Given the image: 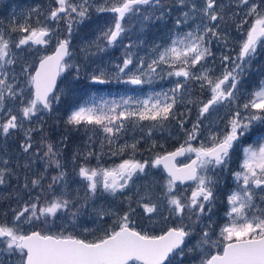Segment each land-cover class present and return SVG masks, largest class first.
<instances>
[{"label":"snow or ice","instance_id":"snow-or-ice-1","mask_svg":"<svg viewBox=\"0 0 264 264\" xmlns=\"http://www.w3.org/2000/svg\"><path fill=\"white\" fill-rule=\"evenodd\" d=\"M92 7L91 0H54L46 14L32 10L38 14L34 24L28 15L0 31V186L9 177L20 179L7 150L13 135L23 133L19 148L27 156L24 169L31 171L36 160L45 163L34 177L25 172L11 217L0 213V264H264V133L243 144L255 126L264 125V81L246 98L241 92L246 70L264 52V0H103L95 6L97 14L111 18L93 43L99 51L117 46L125 51L110 70L91 74V84L114 79L142 87L165 77L175 81L167 91L146 98L92 96L72 107L64 120L67 128L103 134L101 152L93 151L89 136L85 148L77 146L72 153L81 195L70 189L62 147L47 140L40 122L63 102L58 78L73 67L74 78H80L79 67L69 59L72 35L74 26L90 18ZM174 8L180 13L169 30V43L154 44L148 56L133 51L139 44L123 45L133 21L141 27L164 21ZM229 21L236 32L232 40ZM61 22L66 35L59 32ZM213 41L238 48L235 55L220 57L219 74L209 67ZM193 83L201 94L208 93L207 99L191 95ZM180 104L193 105L194 117L191 108L179 111ZM222 109L224 116L219 115ZM137 128L147 137L154 131L167 133L178 143L169 151L152 140L147 149L151 157L136 159L140 140L118 141ZM34 132L40 133L39 142ZM67 141L65 135L59 144L67 147ZM40 148L45 149L42 154ZM129 150L119 163H100L104 154L122 156ZM237 150L239 167L231 172L236 186L226 197V219L217 234L212 219L217 188ZM180 157L186 159L178 166ZM91 158L97 160L95 167L77 164ZM52 166L58 171L45 188ZM152 169L164 174L161 179H148ZM178 184L189 187L178 190ZM105 195L119 200L120 207L92 203Z\"/></svg>","mask_w":264,"mask_h":264},{"label":"rangeland","instance_id":"rangeland-1","mask_svg":"<svg viewBox=\"0 0 264 264\" xmlns=\"http://www.w3.org/2000/svg\"><path fill=\"white\" fill-rule=\"evenodd\" d=\"M93 7L90 9V18L86 19L83 24H79L74 26V32L72 35V44L71 50L73 52V57L69 58L71 63L75 66L79 67L80 70V84L75 87L73 90L74 80L70 75L71 72L76 71V68L73 67L65 71V73L61 77V81L59 83L58 89H62L64 95L62 96V103L56 105L54 111L52 113H44V119L40 122V125L45 130L47 127L50 128V133L54 134V138H47L48 141L57 145V147H62L63 155L60 157L61 163L64 164L65 170L68 173V181L70 185V189L75 192L79 190L81 195L83 194L84 189L80 187V182L78 178L75 177V173L73 171V165L71 163V156L74 149L79 146L81 150L85 148V142L88 140L89 136H92V140L94 143L92 144V149L94 152H101L100 141L103 139V134L96 131L95 134L92 132H84L83 130H71L66 127L64 124V120L68 112L72 110V107L78 103H83L85 100H88L92 96H96L97 98L103 97L104 99H120V97L127 98L128 96H132L134 99L136 98H146L147 95L155 93L167 91L170 87L174 85L175 78L165 77L163 80H156L152 84H145L142 87H134L131 85H126L117 82L116 80H112L111 83L105 85H93L89 82L88 77L93 73H98L100 69L110 70L114 63L119 62V59L122 58V55L125 51L124 46L117 47H109L105 51H99L96 47V44L93 43L96 41L97 36L99 35V30L105 26L106 22H110L111 14L103 13L97 14L95 11V6L102 4L103 0H91ZM196 3H200L201 0H194ZM223 2L227 3V0H223ZM50 6L53 5L54 0H49ZM49 6V5H48ZM49 6V8H50ZM49 8L46 12L49 11ZM19 9L16 7L15 1H10L7 5L0 8V31H4L10 22H23L24 18L34 11L33 9H39L38 7L29 9H24L23 12H19ZM42 12V11H41ZM180 9L174 8L172 10L171 16H166L164 21H157L155 23L145 22L143 27L139 22L133 21L130 26V31L124 34L123 45H128L129 43L139 44V47L134 48L133 51L137 52L139 56H148L151 53V49L154 44H166L169 43V37L171 32L169 31L173 26L174 19L179 15ZM12 18H15L14 21ZM59 32L61 34H65V25L63 22L58 26ZM184 31L188 30V26H184ZM229 35V40H232L236 37V32L234 30V26H232L231 21H229V27L227 28ZM15 35V34H14ZM238 51L234 43H230L226 48L223 41H213L212 51L214 53L213 57L209 58V67L214 69L215 74H219L221 70L220 57L225 54L235 55V51ZM48 51H51V46ZM85 54L87 59L82 58L81 54ZM35 60V57L31 58ZM19 71V69H17ZM261 81H264V52H261L255 59L252 60L251 66L246 70L245 78L242 81L241 92L245 94L244 98H246V94L255 90ZM78 83V82H76ZM21 86H23V78H21ZM191 95L193 97H201L202 99H207L208 93L201 94L199 88L195 83L191 85ZM67 106L66 113L61 114L60 108ZM179 107H188L192 109V115H195V108L193 105H178ZM220 116L225 115V110H221L219 113ZM35 120V118H34ZM27 125V122H25ZM147 124L148 122H144ZM35 127L36 125H31ZM190 126V125H189ZM147 129H145L146 131ZM261 133H264V125H257L253 128L252 132L246 136H254L257 140ZM38 135L39 132L33 133V138L35 142H39ZM67 135V147H63L59 144L61 137ZM167 133L161 134L159 131H154L152 137H147L137 129H129L126 134L122 136V138L118 141V144H123L125 141L128 143H132L134 139H139L140 143L138 145L139 151L136 153V159L144 160L151 157L152 153L147 151L149 145L152 140H155L157 144L164 143L165 145L171 143L170 139L165 136ZM24 137L23 133H17L12 137L7 139V150L9 157L11 159L10 167H12L16 175L20 177L19 181H17L15 176L8 178V183L5 186H0V213L7 212L4 208H2V203L4 201V197L11 191L12 188L19 189L22 188V184L20 183L24 179L25 172H27L28 176L34 177L35 174L44 171L45 163L43 160H36L34 164L31 166V171H28L23 168V164L27 160L26 155L20 154L19 145L22 143ZM2 140V138H0ZM161 140V141H160ZM254 140V141H255ZM34 146L38 147V143ZM244 146H247L245 144ZM107 145H105L104 152L108 151ZM45 149L40 148L41 154ZM159 150V149H157ZM240 150L238 151V153ZM149 153V154H147ZM130 150L126 151L122 156H112L111 154L102 155L100 163L104 166H112L114 163H119L120 160L128 158L130 155ZM2 155V153H0ZM182 162L184 163L185 160ZM17 163H19L20 167H16ZM87 163L89 166L95 167L97 164V160L95 158H91L88 161H84L83 159H78L77 164ZM22 166V167H21ZM3 167V165H0ZM239 167V166H238ZM235 170H238L235 169ZM57 169L52 166L47 170V179L45 182L51 178L52 175L57 173ZM152 175L148 177V179H161V176L164 175L158 172L156 169H152ZM50 174V175H49ZM230 178H232L231 171L224 172L221 177V182L217 188V200L220 198L219 194L222 193L220 188L224 184L230 183ZM14 181V182H12ZM44 182V183H45ZM233 184L235 181L233 179ZM59 190V189H57ZM183 190V189H178ZM131 195V193H129ZM97 207L103 205L107 207L109 204H114L116 207H120V201L114 200L111 196H103L98 200L93 201ZM91 206L88 210L90 211ZM218 208L216 204V211H214L215 215L212 217L213 221L215 217L218 215ZM11 217V214H8ZM81 220L89 227H91V221L87 219V217H81ZM219 232V229H218ZM218 234V233H217ZM194 241V237H193Z\"/></svg>","mask_w":264,"mask_h":264},{"label":"flooded vegetation","instance_id":"flooded-vegetation-1","mask_svg":"<svg viewBox=\"0 0 264 264\" xmlns=\"http://www.w3.org/2000/svg\"><path fill=\"white\" fill-rule=\"evenodd\" d=\"M10 1H13V0H0V8L7 5ZM14 1L16 3L17 9L20 8L19 12H23L24 9H26V8L32 9V8L38 7L40 11H42L43 13L46 14L47 13L46 11L50 6L49 0H14ZM30 15L32 16V23L34 24L38 14L36 12H33ZM12 19L14 21L15 18H12ZM39 19L41 21H43L44 16H39ZM255 138L256 137H254V136L245 137L243 140V144L245 145L248 143H252L255 140ZM238 151L239 150H237L236 153L234 154L233 160L229 166V170H227L226 172H230V171L232 172L238 168L239 161L241 159V151L239 153H238ZM185 159L186 158H184L182 160L184 161ZM182 160L179 161V163H178L179 166L183 164ZM232 181H233V178H230V183L224 184L220 188L222 193L219 194L220 198L216 201L217 208L219 209L218 214H217L218 216L215 217V220H214L215 223L213 225L216 233H218L219 227L225 222V219H226L225 215H224L225 210L227 208L226 197L230 193V191L236 186L235 184L232 183ZM177 187H178V189H185V188H188L189 185L188 184H185V185H179L178 184ZM214 211H216V208L214 209ZM194 240H195V237H194Z\"/></svg>","mask_w":264,"mask_h":264},{"label":"trees","instance_id":"trees-1","mask_svg":"<svg viewBox=\"0 0 264 264\" xmlns=\"http://www.w3.org/2000/svg\"><path fill=\"white\" fill-rule=\"evenodd\" d=\"M81 56H82V58H83V60L84 59H87V57H85V54L83 53V54H81ZM70 75L73 77V79H75L74 77H75V75H76V71L74 70V72H71L70 73ZM81 78H84V77H82V76H80ZM80 78L77 80V79H75L74 80V84H73V88H72V90L75 88V87H77L79 84H80ZM76 82H78V83H76ZM178 109H179V111H184V107L182 108V107H179L178 106ZM66 110H67V106H64L63 105V107L62 108H60V112H61V114H64V113H66ZM172 131H173V133H175V131H176V129L173 127V129H172ZM44 132H45V134H46V138H51V140L54 138V134H51L50 133V128L49 127H47L45 130H44ZM165 136H167V135H165ZM38 138H39V140H40V135H38ZM161 141V140H160ZM170 141H171V143H169V141H168V143L165 145L166 146V148L170 151V150H173V148L176 146V144L178 143V141L177 140H175V139H170ZM147 154H149V153H147ZM22 167V166H21ZM50 175V174H49ZM12 182H14V181H12ZM21 184H23L22 183V181L20 182ZM47 187V181L45 182V188ZM20 189L21 188H19V189H14V188H12L11 189V191H9V193H7V195L4 197V201H3V203H2V208H4L6 211H7V213L8 214H11V212H10V209L11 208H15L16 206H17V201H16V199H15V193L16 192H19L20 191ZM9 194H12L11 196L9 195ZM49 195H50V193H49ZM24 199H27V196L26 195H24Z\"/></svg>","mask_w":264,"mask_h":264},{"label":"water","instance_id":"water-1","mask_svg":"<svg viewBox=\"0 0 264 264\" xmlns=\"http://www.w3.org/2000/svg\"><path fill=\"white\" fill-rule=\"evenodd\" d=\"M61 77L58 78L57 80V86L59 85V81H60ZM184 157H180L177 159V164H178V161H180L181 159H183ZM179 166V165H178Z\"/></svg>","mask_w":264,"mask_h":264}]
</instances>
